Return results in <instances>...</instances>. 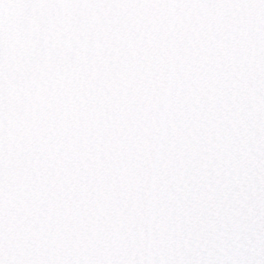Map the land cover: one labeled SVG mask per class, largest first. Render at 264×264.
<instances>
[{
	"label": "snow or ice",
	"instance_id": "6c2138e0",
	"mask_svg": "<svg viewBox=\"0 0 264 264\" xmlns=\"http://www.w3.org/2000/svg\"><path fill=\"white\" fill-rule=\"evenodd\" d=\"M0 264H264V0H0Z\"/></svg>",
	"mask_w": 264,
	"mask_h": 264
}]
</instances>
